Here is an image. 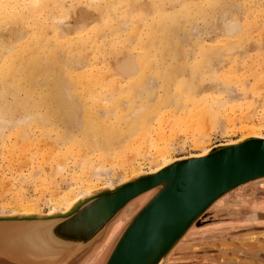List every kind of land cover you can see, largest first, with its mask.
<instances>
[{"label": "bare ground", "instance_id": "bare-ground-1", "mask_svg": "<svg viewBox=\"0 0 264 264\" xmlns=\"http://www.w3.org/2000/svg\"><path fill=\"white\" fill-rule=\"evenodd\" d=\"M65 1L66 0H0V27L2 26V24L6 23V19L10 14H14L17 12H20L22 14L25 22L31 20V25L33 26L30 32L26 34H20L15 44L7 42V44L10 45L2 46V49H0V93H2V90L4 91L3 93H5L0 94L1 142H3V138H5V133H11L16 135V137H19V140L18 138H16V141L20 142V139H22L24 140V143H26V138L29 136L28 129H30L31 127L40 128V130L37 129V131H39L40 133L42 129L41 135L45 134L47 136L50 133L52 134L51 136H53L52 132H55V134L57 135L54 134V136H60V139L64 140L65 143L67 141L70 147L66 145L68 147L66 148L67 151L65 150L63 152L62 150H59L57 151L58 154L55 152V150H58V148H52V150L58 156L59 154H61V158L60 156H56L55 153L53 155L50 154L52 155L51 159L54 162L53 164H55L57 168H55V165H53L54 167L52 166L56 170H50L49 172L51 173V175H53L52 171L54 175H59L60 173L65 172V160H63L64 158L62 159V156H66L65 159H67V157L73 158L76 163L74 165H77V169L80 171V174L78 173L79 175L75 176L81 177H79L78 179L75 177V179L77 181L79 180V183L81 185H83V183L85 182L93 185L94 180L101 179L102 177V166L103 168H105V165H110L112 167L110 169H114V159L121 160L122 156L125 157V154L127 153L126 152L123 155L125 151H132V153H134L136 156L141 155V157H143V154L147 155L146 151L145 153L142 152L143 149L145 150V147H147L148 150H155V153L151 154L153 155L152 157L148 154L146 157L144 156V158H147L149 156L150 158H153V160L162 159L160 163H154L153 166H151L153 167V169L151 168L153 171L157 170L162 166L168 164L172 159L168 156V154L170 153H168L169 139L171 136H175L174 134L176 131L181 132L183 129L184 131H182V133L184 132L186 134H189V132H191L194 141L199 143L200 140H202L204 136H206V128L208 126V122H210L209 124L212 125L213 128H215L214 126L216 125L214 123L216 122L224 124L223 122H221L218 115L222 110L225 111V109L229 106H231L229 110L236 108L233 107L232 104L240 101L241 97L238 96V98H231L228 95L230 93V84L232 82L234 84L235 82L228 77L229 73L225 74L226 72L224 71L225 73H223L225 75L221 76V82H219V80L218 83H215V85L205 87L200 86L199 83L200 81H202L201 79H204L205 77L211 79L212 77H214V80L219 79V75L221 74V72L219 71L222 70H220V67L222 66V64H224L223 62H225L223 58H226L228 56L232 59L231 53H235L236 50L240 47L233 45L234 42L232 41L231 43H229V41L234 38H239L243 36L245 32H247V24L244 25L240 20V16L238 15L240 10H242V6L240 3H237V0H208L207 4L212 8L214 13L217 12H215V6H219L222 3L230 10L237 11L236 14L233 15V19L219 30L220 35L215 38V40H217V44H219L220 42L223 43V41H227L229 45L225 46V44L223 43L225 47H217L218 49H215L211 47V44V46H209L203 40L200 41V39L198 40V38H196L193 41L192 39V45L194 46L192 52L193 57H190V55H186L185 50L182 49L181 39L177 33L181 28L184 29V31L185 29H187L185 25L190 22V19H192L194 14L203 12L202 6L194 9V14L192 13V9L189 7L191 0L175 1L171 3L168 8H165L163 6L162 2L164 0H155L154 8L151 10L147 7H144L143 5L137 7L136 9L140 10V12L137 14V16H135L136 21L140 23L139 25L135 26V28H132V30L134 31V35L131 34L132 32H130V34L133 35L130 38L133 41L135 39V45H138V47L132 46L134 49L139 48L136 49L137 53L134 52L135 54H131V52H128V54L125 55V53L123 52L125 56H122V59L119 58L120 60L118 59L116 61L113 58V61L115 63H112L111 60L107 63L109 65V70L112 71V73H110V76L112 77L111 79L113 82V84L109 83L110 87L108 88L113 87L114 89L121 80H126L125 86L119 84L121 85L119 86V92L121 93L122 91L124 93L126 98L125 102L114 96L113 98L110 92V94L108 93V96L103 92L99 93L96 90L95 92L93 90L94 88L96 89L95 86L91 89V91L88 92L89 102H87L86 98V100H84V97L87 95V92L85 93L86 95L84 94L87 86L82 87V85H85V83H97L96 86H98L100 78L102 77L99 76L98 71L96 72L95 70L97 68V60L96 63L90 62L91 60L87 59V56H82V50L87 47L89 43H94L96 38L94 34H90L92 31H88V24H86L85 22L82 24H78V26L73 28L69 26L66 27L64 26V24H62L61 21H66V18H68L67 16H70L71 14L70 12V14L68 15L69 9L66 8L64 4ZM95 1H97L98 4V1L100 0ZM95 1L93 0L92 2L95 3ZM137 1L138 0H118L119 3H126L125 5L130 8H128L130 11L125 10L126 12H123L121 16L124 18H131V8L133 6H137ZM49 2L52 3V9L56 11L55 14H52V17H49L48 13ZM92 2H89V4ZM148 13L153 14L150 19H147V15H149ZM213 16H215V14ZM106 19L110 18L107 17ZM113 24L115 25V23ZM125 24L127 25V22ZM107 25H109V23ZM107 25H105V27ZM126 25H123L122 27ZM106 28H108V26ZM48 29L51 30V36L53 37L52 39H54L56 42V47L64 46L63 49L68 54V56L66 55V58H63V56L62 58H60V56L54 54V51H56L55 49L57 48H55L54 50L51 47L48 48V42L51 40L50 38H47V40L49 39L47 42V40H45L44 38ZM91 30H93L92 27ZM99 30L103 31L102 29H98V31ZM115 30H117V28H115L113 31L115 32ZM108 31L106 33H108ZM100 35H98L99 39L102 36ZM2 37L3 36H1V39ZM222 39L224 40L222 41ZM4 43H6V40ZM128 43L132 44V41ZM214 45H216V43ZM220 46L222 45L220 44ZM123 49L124 48L122 47V50ZM114 50L110 49L109 51L114 52ZM118 51L121 54V51L119 49ZM62 53L63 52H61V54ZM118 55L119 54H115V56ZM190 59L193 60L190 61L191 63H189ZM231 61L232 60H230V62ZM226 65L228 64H225V66ZM225 66H223L224 68H221H223V70H229L230 72L232 66L231 68L229 66V69H226ZM93 70H95V72ZM216 74L218 75V79L215 78ZM105 77L106 75L104 76L103 80L105 79ZM106 79H109V74ZM151 79H156L159 83L158 86H153L150 83ZM240 80L242 81V79ZM237 82L235 84H237ZM111 84L113 86H111ZM93 85H91V87ZM100 85L102 84H99V86ZM107 85L106 87L100 86V90L101 88L107 89ZM78 86H81L80 88L82 89V91L78 92ZM91 87L89 86L88 88ZM248 87V91L246 89L244 90H246L248 93H251L250 88H252V86L250 87L249 85ZM244 90L243 92H246ZM81 92L85 96H81ZM9 93L13 95V101L7 100L6 94ZM252 93L254 92L252 91ZM225 95L229 96L230 98H226ZM241 96L243 97L244 94ZM246 97L250 98V96ZM257 97L258 96H256V98ZM249 98H246L247 100L244 101V103L248 102ZM262 99H264V97L261 98V100ZM261 100L259 98L258 101ZM251 101L252 100H249L250 105L256 103L255 100H253V103ZM259 103L257 105H259ZM245 104L246 105L243 107H246L245 110L249 108V112L247 110L246 111L248 113H251L249 107L250 105L247 107L248 104ZM239 105V110L242 111L241 105L244 104L239 103L237 106L239 107ZM262 105H264V103ZM256 107L260 108V106H256L255 104L254 107L251 108V110L256 111ZM237 109L238 108H236L235 110ZM235 110H233L232 113ZM241 111H239V113H241ZM227 113H230V111ZM242 113L245 114V111ZM242 113L241 117L238 118V120L237 118H233L232 122L230 121V115L225 116L226 111L222 117L220 116V118L222 119L225 116L226 118H224L226 120L227 117H229V120H226L227 122L225 123L233 125L236 122L241 121L240 119L243 117ZM256 113L258 114V112ZM256 113H254V116L256 115ZM233 114L232 117L237 113L234 115ZM246 116H248V114ZM206 118L209 119V121H203ZM234 119L236 122H234ZM243 119L247 121L248 117L247 119L243 117ZM251 119L252 117H250L249 121H251ZM247 123L248 121L246 122V124ZM251 123V127H247L246 129L248 130L249 128V131H246V134L243 135V137L258 136L259 134L261 136V133H258L253 129V124H255L253 122V119ZM60 125H62L63 128ZM167 125L169 126V128H167ZM183 126H185V129ZM212 127L209 126V128ZM168 130L171 132H169ZM43 131L45 133H43ZM46 132L48 133L46 134ZM26 133L28 135H26ZM24 135L26 138L24 137ZM30 138L32 139L31 136ZM30 138H28L27 140L30 141ZM54 144L58 145V141L54 140ZM143 145L145 147H143ZM61 146L63 147V145H60V147ZM60 147L59 149L62 148ZM71 147L72 149H69ZM202 150L204 151L203 153L207 152V148H204ZM39 151H41V149ZM44 152L43 154H46V152ZM60 152H63L64 154ZM8 153H11V151ZM67 154L70 156H68ZM36 155L37 154H35V156ZM44 156L45 155H42L43 158ZM133 161L135 162L134 157L133 159L130 158L128 162L132 163ZM38 166L40 167L41 163ZM52 167H50V169ZM97 169H99L100 172ZM107 169H109V167ZM45 170L46 169H44V172ZM104 171H106V169H103V172ZM141 172L142 171L137 167L132 175L135 176L140 174ZM75 173H77V171ZM109 175L106 176L108 177ZM124 177L118 180L119 182L117 183L119 184L128 180V177L130 176H126L125 178ZM102 178H104V175ZM51 181L52 180H49V182ZM94 183L97 182L94 181ZM114 185L116 184L109 183L108 187H113ZM94 189L96 188H90L89 186L88 190L86 188V190L80 191L79 194L75 196L76 198H72V200L70 199L64 209H70L73 206V203L78 198H83V195L87 196V194H90V192ZM54 211L55 213L57 212L54 209L49 212H52L51 214H53ZM34 212L32 209H29V211L25 212V214L30 215L28 213ZM1 213L4 212L1 211ZM11 214L13 215V213ZM184 236L185 235H183V237ZM177 244L175 245V247L177 246Z\"/></svg>", "mask_w": 264, "mask_h": 264}, {"label": "rangeland", "instance_id": "rangeland-1", "mask_svg": "<svg viewBox=\"0 0 264 264\" xmlns=\"http://www.w3.org/2000/svg\"><path fill=\"white\" fill-rule=\"evenodd\" d=\"M80 1H82V2H80ZM92 1L93 0H91V1H88V0H77V1L76 0H66L64 2V4H65L66 8L69 9L68 15L70 14V12H71V14H70V16H67L69 19L66 18V21H64L65 23L63 21H61L62 24H64V26H66V27L69 26L72 28L78 26V24H82L85 22L86 24H88V29H89L88 31H92L91 33L90 32L89 33L94 34V36L96 38L94 43L93 42L89 43V45H87V47H85L82 50V56L83 57L87 56L86 58L91 60L90 62L96 63V60H97L98 63L96 64L97 68L95 70H96V72L98 71L99 76H102V77L100 78V82L98 83V86H96L97 83L96 84L95 83H87V84L85 83V85L83 84L82 87L87 86V88L89 86L91 87V85H93V84L94 85L91 88H88V89L86 88V91L84 92V94L87 92L86 93L87 95L85 94L86 96L84 94H82V92H81V94H82L81 96H85L84 100L87 99V102H89L88 101L89 100L88 99V92L91 91V89L94 88V86H95L96 89L94 88L93 89L94 91L96 90L99 93L103 92L107 96L111 93L112 97L114 96L116 98H119L121 101L125 102V100H126L125 95L121 90H120L121 93L119 92V88H120L119 86H121V85L125 86L126 80H121V81L119 80L120 82L118 83V85L115 84L118 87L115 86L114 89H113V87L108 88V87H110L109 83L113 84V82L111 79L112 77L110 76V73H112V71L109 70V68H108L109 65L107 63L110 60L112 63H115L113 61V58H114V60L117 61L119 58L122 59L123 58L122 56L127 55L128 52L129 53L131 52V54L137 53L136 49H139V48L134 49L132 47V46L138 47V45H135L136 40L133 38L134 39V41H133L130 38L134 35L133 34L134 31L132 30V28H135V26L139 25V23H140V22L136 21V16L140 12V10H137L136 8L139 7L140 5H143L144 7H147L151 10L154 8L155 0H138L137 6H133L131 8V16H132L131 18H124L121 16L123 14V12L125 13L127 10L130 11L129 10L130 8L125 5L126 3H119L118 0H100V1H98L99 3L97 4V1L94 0L95 3ZM175 1H179V0H164L162 2V4L165 8H168L170 6V4L175 2ZM205 1L206 0H191V3L189 4V7L192 9L193 14H194V12H193L194 9H196L197 7H201V6L203 7V12H201L199 14L196 13L193 15L192 19H190V22H188L185 25L187 28V29H185V31L182 28L178 31L177 34L179 35V37L181 39L182 49L185 50L186 55H190V57H193L192 52H193L194 46L192 44L196 38H198V40L200 39V41H202V40L205 41L207 43V45H209V46L212 45L211 47H213L215 49L217 47L223 48V47L229 45V43H231V41L234 42L233 45H235L237 47L240 46L236 50L235 53L234 52L231 53L232 59H231V57H228V56L227 57L229 59L226 56H224L226 58H223L225 60V62H223L224 64H222L221 67L225 66V64H228V65H226L227 67L225 66V68L229 69L228 67L230 66V68H231V66H232V68H231L232 71L230 70L231 74H230L229 70H225V69L223 70L224 67L223 68L220 67V70L222 69L223 71L222 70L219 71V72H221L220 75L218 72L219 79L217 78L218 75L216 74L215 78H217L218 80H216V79L214 80V77H212V79L205 77L204 79H201L202 81H200L199 84H200V86H205V87L206 86L208 87L210 85H215V83H218L219 80H220L219 82H221V80H222L221 76L229 73L228 77L230 79L234 80L235 82H234V84H233V82L230 84V86H229L230 87L229 88L230 93L228 95L231 98H235V97L238 98V96H240L243 100L240 98V101H238L235 104H232L233 107L238 108L237 110H235L236 108H233V107H232L233 109L229 110V108L231 107V106H229L228 108L225 109L226 114H225V111L222 110L220 113L221 115L220 114L218 115L221 122H223L225 125L220 124L219 122L218 123L216 122V123H214L216 125L214 127L215 128L218 127V128L215 129L212 127V125L209 124L210 122L207 123L208 126L206 128V131H207L206 136H204V138L202 139L203 142H202V140H200L199 143H201V144L194 141V138L192 137L193 135L191 132H189V134H186L184 132L182 133V131H184L183 129L181 132L176 131L174 134L175 136H171L170 139L168 138L169 139V151H168V153L170 152L168 154V156H169V158H172L171 161L174 158L179 157V156L190 155V154L199 155V154L204 152L202 150L204 148H207V150H208V148H210L211 146H213L215 144L230 142V141H233L237 138H242L243 135L246 134V131H249V128H248V130H246V129H247V127H251L252 119H253V122L255 123V124H253L254 126L252 125L254 127L253 129L256 132L261 133V136H263V134H264V105H262L264 103V99L261 100V98L264 97L263 96L264 95V79H263L264 78V0H237V3H240L242 6V10H240L238 15L240 16V20L242 21V23L244 25L247 24V29H246L247 32H245L244 35L239 37V38H234V39L230 40L229 43L227 41H223L224 39H222L225 46L221 42L220 43L218 42L219 44H217V42H216L217 40H215V38L218 35H220L219 30L225 24H227L228 22H230L233 19V15H235L237 11L230 10L229 8L225 7L224 4L222 3L219 6H215V12L216 11L217 12L214 13L212 8L209 7V5L207 4L208 0L206 2ZM89 2H92V3L89 4ZM222 7L223 8L225 7V8L223 9ZM243 7H244V9H243ZM227 9H228V11H227ZM48 11H49L48 12L49 17H52V14L56 13V11L52 9V3L51 2L48 3ZM148 14L149 15H147L148 16L147 19H150V17L153 14H151V13H148ZM214 14H215V16H213ZM107 17H109L110 19H106ZM9 19H11V20H9ZM131 19H133V20L135 19V20L133 21ZM49 21H50V19H49ZM126 22H127V25L125 24ZM108 23H109V25H107ZM113 23H115V25ZM31 24H32L31 20H28L27 22L24 21L23 16L20 12L10 14L8 16V18L6 19V23L2 24V26L0 27L1 28L0 29V35L3 36L2 37L3 40L1 39V36H0V44L2 43L0 45V49H2V46H9L10 44L8 45L7 42L15 44L16 40L20 34H22V33L26 34V33L30 32L32 27H33ZM105 25H107L108 28H106L107 26L105 27ZM123 25H126L128 28L126 26L122 27ZM118 26H119V29H118ZM91 27L93 28V30H91ZM115 28H117V30H115V32H114L113 30ZM120 28H124V29H120ZM98 29H102L103 31L99 30L100 31L99 32ZM107 31H108V33H106ZM130 32H132L131 34H133V35H131ZM51 35H52L51 30L48 29L44 38H45V40H47V38H50V40L53 41V42H51V41L48 42L49 39L47 40L48 45H49L48 48L51 47L53 50L55 48H57L55 50L56 51L58 50V51L57 52L54 51V54L60 56V58H62V56H63V58L64 57L66 58V55L68 56V54L63 49L64 46L62 47V46L58 45L59 47H56L57 46L55 44L56 42L54 39H52L53 37ZM98 35L101 36L100 39H99ZM97 39H98V41H97ZM107 39H109V40H107ZM129 39H131V40H129ZM192 39H193V41H192ZM1 40H2V42H1ZM5 40H6V43H4ZM131 41H132V44L128 43ZM104 42H105V44H104ZM107 42L109 43V45ZM49 43L51 44V46ZM215 43H216V45H214ZM220 44L222 46H220ZM105 45H107V46H105ZM122 47L124 48L123 50H122ZM110 49L111 50L115 49V50H114V52H112V51H109ZM118 49L121 51V54L118 51ZM125 49H126V52H125ZM237 51H239V52H237ZM61 52H63V53L61 54ZM86 52H89V53H86ZM100 52H101V54H100ZM123 52L125 53V55L123 54ZM114 53L116 55L117 54H119V55L115 56ZM105 54H107V55H105ZM111 56H112V58H111ZM230 60H232V61L230 62ZM190 61H193V60L190 59L189 63H191ZM233 66H235L236 68ZM95 70H93V71L95 72ZM108 74H109V79H106L108 77ZM103 75L104 76L106 75V77H105L106 80L104 79L106 82L103 80V78H104ZM234 75H235V77H234ZM240 79H242V81ZM151 80H153V81H151ZM151 80H150V83L153 86H158L159 83L156 79H151ZM103 82H105V83H103ZM236 82H237V84H235ZM247 83H249V84H247ZM99 84L104 85V86L100 85L101 87H106V85L108 84L107 89L101 88V90H102L101 91ZM112 84H111V86H113ZM119 84H121V85H119ZM249 85H250V87L252 86V88H250L251 93L247 92L249 89V87H248ZM80 87L81 86H78V90H79L78 92L82 91V89ZM246 87H248V88H246ZM244 89H246L247 91ZM110 90L111 91L113 90L112 91L113 93ZM243 90L246 92H243ZM254 90L256 91V93ZM252 91L254 93H252ZM1 92L2 93H0V94H5V93H3L4 92L3 90ZM241 92L244 94V96H245V97L243 96L244 98L241 96V95H243ZM122 94H123V96H122ZM251 94H253L254 97ZM255 94H256V96H258L260 98L261 101H258L259 98L258 97L256 98ZM6 95H7V100H9V101L14 100L13 95H11V93L6 94ZM229 96L225 95L226 98H230ZM246 96H250V98L246 97ZM246 98L247 99L249 98V100H252L251 101L252 103H253V100H255L256 106H260V108L256 107L255 108L256 111L254 110L255 111L254 112L253 110H251V108L254 107L255 104H251L252 105L251 106L249 104V100H248V102H245L248 104L247 107L250 105L249 107H250L251 113H248L249 108L246 109L248 111L247 112L245 110L246 107H243L246 105L244 103V101L247 100ZM259 102H261L262 104ZM239 103L244 104V105H241L242 111L239 110L240 105H239V107L237 106ZM258 103H259V105H257ZM233 110H235L237 113L236 114L235 111L233 112L234 114H236L235 115L236 117L235 116L232 117V114H233L232 111ZM229 111H230V113H227ZM239 111H241V113L245 111V114L246 115L248 114V116H246L244 113H242L244 118L247 119V117H248V120H247L248 123L247 124H246L247 121L245 119H243V117L240 119L241 121H238V122H236L234 119V122H236V123L233 125L229 124V123H225L229 120V117L231 118L230 119L231 122L233 121L232 120L233 118H237V120H238V118L241 117V113H239ZM256 112H258V114ZM254 113H256L255 116H254ZM224 114H225V116L230 115L229 117H227V119H226L227 121L225 120V118H226L225 116H224L225 118L224 117L222 118L224 121L220 118V116L222 117ZM249 114H250V116H249ZM251 114H253V115H251ZM250 117H252L251 121H249ZM205 120L209 121V119H207V118L204 119L203 121H205ZM241 122H242V124H241ZM222 125H223V127H222ZM60 126L62 127V125H60ZM209 126H211L212 128H209ZM219 126H220V128H219ZM245 126H246V128H245ZM183 127L185 129V126H183ZM167 128H169V126ZM30 129H28L29 132L26 131L29 133V136L26 138L24 135V137L26 138V141H25L26 143H24V140H22V139H20V142L16 141V138H18V140H19V137L18 136L16 137V135L11 134V133H5V136H4L5 138H3L4 139L3 142H1L2 138H0V215H12L11 213H13V215L14 214H22V213H24V215H27V214H25V212H28L29 209L30 210L32 209L33 212L35 211L34 213H28L30 215L36 214V213L51 214L52 212H49V211H52L53 209L56 210L57 212H64V211H66V209H64V208H65L66 204L70 201V199L72 200V198H76L75 196L78 195L80 191H84V190H86V188L88 190L89 186H90V188H96V189L91 191V192H93V191L99 189V187L100 188L108 187L109 183L118 184L117 183V182H119L118 180L122 179L125 175L127 177L130 176V177H128V179L131 178L133 176L132 173L135 171V169H137V167L142 172L145 170H152L153 167H151V166H153L154 163H160L162 161V159L161 160H156V159L153 160V158H150L149 156L152 157L153 155H151V154H154L155 150L149 149L151 151L150 152L148 150V148L143 145V147H145V150L143 149L142 152L145 153V151H146L147 155L149 154V156L147 158H144V156L145 157L147 156L144 154L142 155L143 157H141V155L136 156L134 153H132V151H129V152L125 151L123 153V155L127 152L125 154L126 158L124 156H122L121 160L120 159H114V166H115L114 169H110V168H112L110 165L109 166L105 165L106 166L105 168H103V166H102V168H101L102 170L101 169L100 170H101L102 177L104 175V178L101 177V179L94 180L97 183H94V181H93V185L88 183V182H85L88 184L83 183V185H81L79 183V180L77 181L75 179V177L80 174V171L77 169V165L76 166L74 165L76 163L73 160V158L67 157V159H65L66 156H62V159L64 158L63 160H65V168H66L65 172H62L59 175L58 174L54 175V173H53V171H55L57 168H56V165L53 164L54 162L51 159V156L55 152L58 154L57 151H59V150L60 151L62 150L63 152L65 150L67 151L66 148L70 147L69 143H67V141L65 143L64 140H61L60 136L55 137L54 136L55 132H52L53 136H51L52 134H50V133H49L50 135L48 134L49 136L48 135L46 136L45 134L41 135L42 129H41V133L39 131H37V129L40 130V128L31 127ZM250 130H251V128H250ZM169 132H171V131H169ZM43 133H45V132L43 131ZM47 133L48 132H46V134ZM180 133H182V134H180ZM26 135H28V134L26 133ZM55 135H57V134H55ZM30 136L32 137V139L30 138ZM44 136H45V138H44ZM258 136H260V134ZM28 138H30L31 140L30 141L27 140ZM54 140L58 141V145L54 144ZM59 144L63 145V147L61 146L62 147L61 148ZM55 146H57V147H55ZM58 146L61 149H59ZM39 148L41 149V151L43 148L44 149L41 152V151H39L40 150ZM52 148H54V149L58 148V150H55V152H54L52 150ZM36 149H39V150H36ZM69 149H72V147ZM9 150L11 151V153H8V152H10ZM26 150H27V152H26ZM44 150H45L46 154H43ZM147 150H148V152H147ZM75 151H76V149H75ZM38 152H40V153H38ZM50 152H52V153H50ZM63 152H60V153H63ZM68 152H69V150H68ZM56 153H55V155L58 156ZM35 154H37L38 156L37 155L35 156ZM50 154H52V155H50ZM42 155H45L44 158L42 157ZM59 156L61 158V154H59ZM68 156H70V155H68ZM133 157L135 158V162L133 161L132 163L131 162L129 163L128 161L130 160V158L133 159ZM160 158H162V157H160ZM160 158H157V159H160ZM47 159L49 162L47 161ZM122 159H123V161H122ZM125 159H126V161H125ZM95 160H97V159H95ZM115 160H118V161H115ZM156 161H159V162H156ZM38 162H39V164L41 163L40 167L38 166L39 165ZM122 162H125V163H122ZM53 165H55L56 169L53 168L54 167ZM73 166H75V167H73ZM50 167H52V168L50 169ZM108 167H109V169H107ZM44 169H46L45 170L46 173L44 172ZM103 169H106V171H104L105 173L103 172ZM50 170H53L52 171L53 175H51V173L49 172ZM97 170L99 171V169H97ZM76 171H77V173H75ZM33 172H35V173H33ZM109 173H110V175H109ZM89 175H90V173H89ZM106 175H109V176L107 177ZM79 177H81V176H78L76 178L78 179ZM49 180H52V181L49 182ZM79 185H81V186H79ZM84 196H86V195H83L82 197H84ZM147 197H148V194H145V195L139 197L138 199L132 201L127 206V208L125 209L122 217H120L118 220H116L115 222H113L111 224V226H110V228L106 234L107 238L105 240L101 241V242H104V241L107 242L110 240L107 251L104 254V256L101 258V262H102L103 258L106 256L110 246L112 245V243L114 242V240L116 238V234L118 233V231L123 226L125 220H127L128 216L132 215L145 202ZM80 198H78L76 201H78ZM219 205L221 206L220 207L221 209H218L217 211H215V212H218L217 214H215V212H214L211 215L210 214L211 212H208V210H207L202 216H200L196 220L194 225L191 228H189V230L185 233L184 237L187 236L189 239L190 236H195V240L190 242V244H179V245L177 244L178 247L176 246L177 248L175 247L173 250H171L169 252V253H172L171 256L168 257V255H167L166 259L162 262V264H179V263H169V262H172V261L175 262V261H180V260L183 262L193 261V260H201V259L207 260L211 256L210 254H208V253H210V251L217 253L216 255H214L216 260H220L223 262H232L234 264H264V178H259V179L253 180L251 182H248L246 184H243V185L237 187V189L235 188V190H232V191L226 193L225 198L221 200ZM229 208L238 209L239 212H240V210H245L246 208H248L250 212L253 209H256V210L260 209L261 212L258 213V216H257L258 220H257V218H255V217L253 218L249 214L247 215V212L244 211L243 217L240 220H238L237 222H234V221H231L232 220L231 218H234L235 215L227 213L228 211L231 212L229 210ZM62 209H64V210H62ZM223 210L227 211V212L221 213V212H223ZM1 211H3L4 213H1ZM53 213H55V211ZM252 219H254V220H252ZM113 230H114V232H113ZM110 234H112V235H110ZM188 241H191V240L189 239ZM195 253H198V255H194ZM177 255H178V257H175ZM214 257H212V258H214ZM101 262H100V264H101ZM9 264H13V263L9 262Z\"/></svg>", "mask_w": 264, "mask_h": 264}, {"label": "water", "instance_id": "water-1", "mask_svg": "<svg viewBox=\"0 0 264 264\" xmlns=\"http://www.w3.org/2000/svg\"><path fill=\"white\" fill-rule=\"evenodd\" d=\"M263 177L264 136L218 143L99 188L64 212L0 215V258L13 264L73 263L105 240L132 201L148 194L101 264H162L214 202Z\"/></svg>", "mask_w": 264, "mask_h": 264}, {"label": "flooded vegetation", "instance_id": "flooded-vegetation-1", "mask_svg": "<svg viewBox=\"0 0 264 264\" xmlns=\"http://www.w3.org/2000/svg\"><path fill=\"white\" fill-rule=\"evenodd\" d=\"M264 178V177H263ZM237 189V188H236ZM235 190V189H233ZM232 191V190H231ZM225 198V195L222 196L219 200H217L215 203L212 204V206L208 209V212H211L210 214L212 215V213H214L215 211H217L218 209H221L219 203L221 202L222 199ZM223 209V208H222ZM229 210L231 212H227V211H224L221 212V213H228V214H234L235 217L234 218H231L232 220L231 221H234V222H237L238 220H240L242 217H243V214H244V211L247 212V215H251V217H255L257 218L258 220V213L261 212L260 209H253L251 212L249 211L248 208H246L245 210H240V212L238 211V209H231L229 208ZM218 212H215V214H217ZM220 213V214H221ZM246 216V215H245ZM221 218V217H220ZM254 220V219H252ZM191 240V241H188V240ZM188 239V237H183L180 242L178 243L179 244H190V242L194 241L195 240V236H190ZM110 241V240H109ZM109 241L107 242H98L94 248L91 250H88V252L86 254H84L81 258H79L77 261L73 262V263H70V264H100L101 262V258L104 256V254L106 253L107 251V248L109 246ZM178 247V246H177ZM176 247V248H177ZM180 247V246H179ZM172 253H168V257L171 256ZM210 258L207 259V260H193V261H187V262H183V261H175V262H169V263H179V264H234L232 262H223V261H220V260H216V258L214 257V255H216L217 253H214L212 251H210ZM194 255H198V253H195ZM175 257H178L175 256ZM214 257V258H212ZM0 264H9L8 261L4 260V259H1L0 258Z\"/></svg>", "mask_w": 264, "mask_h": 264}]
</instances>
